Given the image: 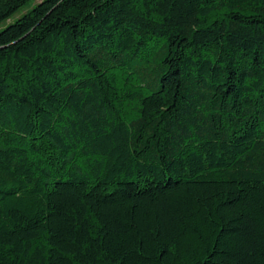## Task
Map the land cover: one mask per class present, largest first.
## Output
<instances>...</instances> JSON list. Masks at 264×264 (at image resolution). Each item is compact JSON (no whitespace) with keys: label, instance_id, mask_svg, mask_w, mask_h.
<instances>
[{"label":"trees","instance_id":"16d2710c","mask_svg":"<svg viewBox=\"0 0 264 264\" xmlns=\"http://www.w3.org/2000/svg\"><path fill=\"white\" fill-rule=\"evenodd\" d=\"M0 0V264H264V0Z\"/></svg>","mask_w":264,"mask_h":264},{"label":"rangeland","instance_id":"374dc122","mask_svg":"<svg viewBox=\"0 0 264 264\" xmlns=\"http://www.w3.org/2000/svg\"><path fill=\"white\" fill-rule=\"evenodd\" d=\"M42 0H36V1H32L30 3H28L23 9H21L19 12H17L13 18H12V22L18 20L20 17H22L25 13H27L30 9H32L33 6H35L37 3H40ZM10 24V22H4L3 24L0 25V31L3 30L4 28H6L8 25Z\"/></svg>","mask_w":264,"mask_h":264}]
</instances>
